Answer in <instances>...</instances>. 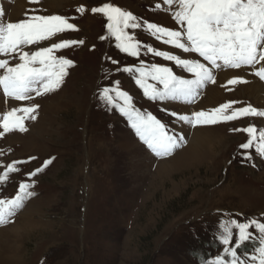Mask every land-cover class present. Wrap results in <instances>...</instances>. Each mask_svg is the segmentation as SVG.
<instances>
[{
	"label": "rangeland",
	"instance_id": "rangeland-1",
	"mask_svg": "<svg viewBox=\"0 0 264 264\" xmlns=\"http://www.w3.org/2000/svg\"><path fill=\"white\" fill-rule=\"evenodd\" d=\"M11 1L0 0L5 23L32 15H59L75 26L49 40L24 46L25 51H36L63 40L83 43L54 50V55L74 63L55 91L40 96L32 93L33 99L16 101L6 97L0 88V117L5 110L39 105L24 118L27 131L14 130L0 136V172L7 164L25 161L16 165L19 171L10 173L7 183H0V198L14 197L21 182L34 185L28 189L34 194L25 198L8 222L0 224V233L6 235L0 238V264H207L222 254L217 230L220 223L229 219L264 222V158L250 149L254 158L245 160L242 153L246 150L239 145L248 136L232 131L249 125L264 130V118L247 116L192 126L171 115L195 112L206 91L218 86L224 98L203 111L230 101L238 102L233 109L248 104L263 108L264 104L255 105L249 97H235L253 80L264 85L251 67L216 69L215 77L221 73L232 76L223 83L220 77L215 83H205L200 88L201 98L190 108L185 107L182 99L152 100L135 83L139 74L124 73L121 69H135L143 62L146 67L158 64L172 68L184 78L193 77L174 62L148 52V46L207 62L197 54L181 53L164 44L163 38L153 37L143 23L139 29L126 30L133 37L131 42L140 45L139 56L132 57L117 48L118 42L109 35L104 14L93 13L91 8L112 3L131 10L141 22L147 20L180 30L162 0ZM50 1L55 5L50 6ZM155 3H161L159 10ZM81 6L83 13L77 11ZM102 36L105 38L101 39ZM5 58L10 65L18 62V56L13 59L0 55V59ZM113 60L119 64H113ZM243 70L248 71V78L240 73ZM236 74L248 83L228 85L227 81ZM117 80L136 109L154 115L167 126L169 134L183 137L170 155L156 156L139 140L127 117L118 110L124 104L122 97L111 93L114 106L100 99V90L114 88L113 81ZM147 83L156 82L149 77ZM231 111L228 109L226 114ZM17 115L25 116L22 112ZM33 115L35 119L31 118ZM195 127L212 132L216 146L200 162L186 161L182 155ZM30 157L35 159L29 160ZM46 160L51 163L43 171L28 176ZM256 247L258 239L254 238L238 254L241 258L250 257ZM198 250L204 251V261L190 255Z\"/></svg>",
	"mask_w": 264,
	"mask_h": 264
},
{
	"label": "snow or ice",
	"instance_id": "snow-or-ice-1",
	"mask_svg": "<svg viewBox=\"0 0 264 264\" xmlns=\"http://www.w3.org/2000/svg\"><path fill=\"white\" fill-rule=\"evenodd\" d=\"M31 2L38 3L39 0ZM162 4L168 6L165 10L171 11L172 19L180 26V30L147 20L141 22L140 17L131 10L112 3L91 8L93 13L104 14L109 35L114 36L118 42L117 48L132 57L139 56L140 45L131 42L133 37L129 36L126 30L139 29L143 23L146 31L157 39L163 38L164 44L171 45L181 53L197 54L207 62H201L199 58H182V55L173 54L172 51H158L148 46V52L174 62L193 78L177 75L167 66L150 64L146 67L143 62L135 69H121L124 73L139 74L135 83L143 89L145 96L152 100L182 99L190 103L205 83H215L216 69H243L247 66L254 70L253 74L260 81H264V0H162ZM174 5L175 10H172ZM161 6V3L154 4L157 10ZM77 11L83 13L85 9L81 6ZM3 15L0 10V55L13 59L18 56V62L14 65H10L8 58L0 59V70H3L0 75V88L3 94L16 101H25L33 99L32 93L40 96L55 91L68 74L67 69L74 66V63L70 59L54 55V50L76 43L82 44L83 41L63 40L36 51H25L24 46L49 40L66 29H74L75 26L59 15H32L19 22L7 23L3 21ZM112 62L119 64L116 60ZM149 77L156 83H147ZM113 83L114 88L103 87L100 90V99L113 105L114 98L111 93L115 92L117 97H122L124 104L118 110L127 117L139 140L156 156L170 155L182 142L183 137L169 134L167 126L154 115L136 109L131 104L128 93L120 90V81ZM243 83L248 81L240 74L227 81L228 85ZM236 103L238 102L230 101L208 112L195 111L191 115L173 112L171 115L192 126L217 124L247 116L264 118V108L248 104L233 109L232 106ZM38 107L39 105L33 104L30 107L5 110L0 117V127L3 128L0 136L14 130L27 131L24 118L27 114L34 113ZM228 109H232L231 114H226ZM18 112L24 113L25 116H18ZM31 118L35 119V115ZM232 131L243 132L248 136L247 141L239 145L241 149L246 150L242 153L245 160L251 161L254 158L253 152L248 151L250 149L254 150L255 155L264 158V130L249 125ZM32 159L35 157L29 158ZM20 163L25 161H15L4 166V170L0 172V183H7L10 173L19 171L16 165ZM50 163L51 160L44 161L42 167L28 173V176H35ZM33 186L21 182L14 197L0 198V224L8 222L23 206L25 198L34 194L28 191ZM217 230L220 232L219 243L223 245L222 254H217L207 264H264V222L258 219H249L246 222L229 219L220 223ZM254 238L258 239V247L250 257L241 258L239 250Z\"/></svg>",
	"mask_w": 264,
	"mask_h": 264
},
{
	"label": "bare ground",
	"instance_id": "bare-ground-1",
	"mask_svg": "<svg viewBox=\"0 0 264 264\" xmlns=\"http://www.w3.org/2000/svg\"><path fill=\"white\" fill-rule=\"evenodd\" d=\"M48 3L50 4V6L55 5V3L51 2V1ZM13 13L15 14V10H13ZM240 73L243 74L245 78L249 77L248 71L243 70V71H240ZM231 76H232V74H227V73L222 74L221 73V74H218L216 76V80L220 77V81H221L220 83H223V81L225 79L230 78ZM217 81H219V80H217ZM253 81H254L253 83L251 82L252 84L241 88L240 92L239 93L237 92L235 97L236 98H243L245 96V97H249L252 100L253 104H255V105H260L259 103L264 104V97H263L264 96V87H263L264 85H261L260 83H258L259 81L258 82L255 80H253ZM220 83H218V84H220ZM202 92L203 91L200 90L198 95L195 96V98L192 100L193 104L191 106H194L196 104V102L201 98L200 93L202 94ZM223 98L224 97L222 96L221 88H219V86L213 87L209 91H206L205 96H203V99H201L197 103L198 106L195 107L194 111H200V110L206 109L212 105H215V102L217 100L219 101ZM168 107L172 108V107H174V105L173 106L169 105ZM168 107H167V109H168ZM213 138H214V134L212 132H209L206 129H202L200 127L199 128L197 127V129H195L193 131V134L191 135V140L188 144L186 151L182 154V155H184L185 160L186 161H197V162L205 160V158L208 156L207 154L208 153L211 154L213 149H215V147H216L215 142L213 141ZM5 236L6 235L3 234V232L0 233V238H4Z\"/></svg>",
	"mask_w": 264,
	"mask_h": 264
},
{
	"label": "trees",
	"instance_id": "trees-1",
	"mask_svg": "<svg viewBox=\"0 0 264 264\" xmlns=\"http://www.w3.org/2000/svg\"><path fill=\"white\" fill-rule=\"evenodd\" d=\"M207 248H209L208 246H207ZM211 249H212V247H210ZM204 251H200V250H198V253H197V251H191L190 252V255L192 256V257H194V258H196V259H202V253H203Z\"/></svg>",
	"mask_w": 264,
	"mask_h": 264
}]
</instances>
